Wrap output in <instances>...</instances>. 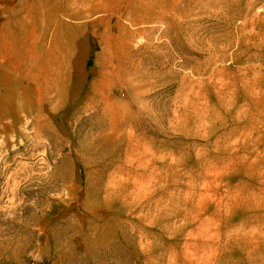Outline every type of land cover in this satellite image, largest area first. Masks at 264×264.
Returning <instances> with one entry per match:
<instances>
[{"label": "rangeland", "instance_id": "rangeland-1", "mask_svg": "<svg viewBox=\"0 0 264 264\" xmlns=\"http://www.w3.org/2000/svg\"><path fill=\"white\" fill-rule=\"evenodd\" d=\"M61 7L0 116V264H264V0Z\"/></svg>", "mask_w": 264, "mask_h": 264}, {"label": "crops", "instance_id": "crops-1", "mask_svg": "<svg viewBox=\"0 0 264 264\" xmlns=\"http://www.w3.org/2000/svg\"><path fill=\"white\" fill-rule=\"evenodd\" d=\"M64 3L68 4L64 11L67 18L76 20L77 3L86 4L87 0H0V102H12L10 112H3L0 105V116H20L21 109L15 107V102L30 98L32 87L36 94L33 98L38 100L43 83L40 79L55 75L54 68L45 73L40 54L60 52Z\"/></svg>", "mask_w": 264, "mask_h": 264}]
</instances>
